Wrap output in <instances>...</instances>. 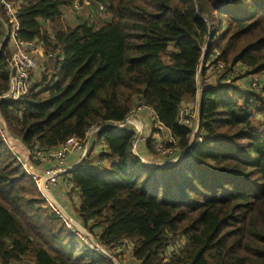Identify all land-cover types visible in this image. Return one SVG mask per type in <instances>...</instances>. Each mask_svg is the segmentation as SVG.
Returning <instances> with one entry per match:
<instances>
[{"label": "trees", "instance_id": "16d2710c", "mask_svg": "<svg viewBox=\"0 0 264 264\" xmlns=\"http://www.w3.org/2000/svg\"><path fill=\"white\" fill-rule=\"evenodd\" d=\"M95 1L16 0L18 35L39 43L43 68L26 94L0 101L8 131L30 149L55 147L143 101L180 157L149 166L133 129H100L105 164L91 153L66 172L74 220L121 263L131 264L119 248L127 240L136 264H264V85L235 82L264 71V0H103L99 24ZM74 3L88 16L71 25L62 14ZM7 31L0 8V93ZM197 88L190 140L178 115ZM24 261L113 264L48 206L0 136V262Z\"/></svg>", "mask_w": 264, "mask_h": 264}, {"label": "built area", "instance_id": "2783aa9c", "mask_svg": "<svg viewBox=\"0 0 264 264\" xmlns=\"http://www.w3.org/2000/svg\"><path fill=\"white\" fill-rule=\"evenodd\" d=\"M17 3L16 0H0V8L4 13L6 25L8 27L6 36L9 47L8 55L5 54L8 85L7 88L0 93V101H13L29 91L32 82V71L38 66V60H36L37 52L40 51L41 55L43 54L39 43L36 42L35 39L25 40L19 37L18 31L20 25L17 17ZM73 5L76 10L81 9L77 3ZM97 5H99L98 10L101 9L104 12L105 5L101 2L97 3ZM219 65L222 66L221 63ZM246 79L249 80L250 88L257 90L261 89L264 85V75L259 78L257 76L246 77ZM183 103L179 108L178 122L192 129L191 121L192 119L195 121L197 119V97L192 105ZM135 105L136 106L130 112L131 115H128L121 122L110 121L100 126H92L83 138L69 137L65 142L50 148L34 146L30 149L26 147L19 138L13 136L8 131L5 120L2 114H0L1 139L6 143L8 149L11 150L21 167H23L25 173L34 180L48 206L66 222L67 226L71 228L78 237L82 238L89 246L102 255L108 256L113 264H126L127 262H119L107 246L105 247L99 242L96 244L92 238L82 230V225L72 217L73 220L66 219L61 208L62 205L57 202L53 196L52 187L62 186L63 184L68 192L71 184L66 180V172L88 154L92 153L97 156L95 159L96 165H103L105 159H99L98 155L104 151L105 148L103 141L98 139L97 134L100 129L104 127L116 131H120L124 128L133 129L135 134L139 131L136 140L132 141L131 147L133 150H136V143L140 139H144L148 141L152 151L161 157V160H156L154 163H174L181 155L182 151L177 150L174 146L175 139L170 130L158 120L156 112L153 111L150 106L146 105L141 100L136 102ZM142 112H148L151 119V125L148 131L143 129L141 121L138 120V115ZM127 124H129V127H127ZM199 138L200 137H198V139ZM71 152L78 154V159L74 164L67 165L66 158L68 153ZM70 194L77 199V193L75 191L70 192Z\"/></svg>", "mask_w": 264, "mask_h": 264}, {"label": "rangeland", "instance_id": "374dc122", "mask_svg": "<svg viewBox=\"0 0 264 264\" xmlns=\"http://www.w3.org/2000/svg\"><path fill=\"white\" fill-rule=\"evenodd\" d=\"M103 3L104 4V2H103V0H99V1H95L94 2V5L96 4L97 5V3ZM93 5V6H94ZM97 6H99V5H97ZM81 9L79 10H76L75 8H74V6H65V8H63V19H66L67 20V23H70L71 25H73V24H75V22H77L78 20H79V16L80 15H82V16H80V17H85V16H88V10L86 9V7H84L83 5L80 7ZM94 9H95V12L94 13H92L91 14V16H90V21L91 22H93V23H95V24H99V22L101 21V19L103 18L102 16H104V12L100 9L99 10V12L96 10V8L94 7ZM212 57V56H211ZM36 60H38V66H37V68L36 69H34L33 71H32V76H31V78H32V80L31 81H35V80H37V79H39V76H40V74H41V69L43 68V63H42V61L43 60H41L40 59V57H38V56H36ZM237 67V66H236ZM206 73H208V80H210L212 83L213 82H215L217 79H218V76H219V73H218V69L217 68H215V66L212 64V65H210L209 66V68L207 69V71H206ZM264 75V71L262 72V73H258V74H253V75H250V76H247L248 78L249 77H251V76H257L258 78L260 77V76H263ZM249 80H247L246 78L245 79H238L237 81H235L236 83H238L241 87H249V82H248ZM257 90H259V89H257ZM187 104V105H192V104H194V102L192 101V102H190L189 100H186L183 104ZM136 105H134L133 107H132V109L135 107ZM131 109V110H132ZM147 114H148V112H147ZM129 115H131V113L129 114ZM149 115V114H148ZM149 118V117H148ZM150 119V118H149ZM195 123H196V121L194 120V119H192V121H191V127H192V133L194 132V130H195ZM150 124H151V119H150ZM129 124H127V127H129L128 126ZM192 133L190 134V139L192 140L193 138H194V136H195V133H196V131H195V133H194V135H193V137H192ZM147 147H148V150L150 151V152H152V154H153V156H152V159H146L147 161H149V162H152V163H154L156 160L158 161V160H161V157L160 156H158V155H156L155 154V152L154 151H152V148L149 146V143H148V141H147ZM105 164V161H104V163H103V165ZM86 230V229H85ZM87 231V230H86ZM88 232V231H87ZM179 237H177V239L176 240H174V242L172 243V247H174L175 248V246L176 245H178V244H180L181 243V240L182 239H178ZM125 258V257H124ZM23 264H29V262H25L24 261V263ZM126 264H128V263H126Z\"/></svg>", "mask_w": 264, "mask_h": 264}, {"label": "crops", "instance_id": "0c3cea01", "mask_svg": "<svg viewBox=\"0 0 264 264\" xmlns=\"http://www.w3.org/2000/svg\"><path fill=\"white\" fill-rule=\"evenodd\" d=\"M37 56L38 57H42L41 52L38 51L37 52ZM147 114V112H142L138 115V120L141 121L142 127L143 129H145L146 131H148V129L150 128V117ZM148 133V132H147ZM136 151L139 155H141L143 158L145 159H152V152H150L148 150L147 147V141L144 139H140L137 143H136ZM78 159V154L76 153H68L67 158H66V163L67 165H71L74 164L76 162V160ZM67 188H65L62 184V186H53L52 187V193L54 198L57 200V202H59L62 207L64 208V210L67 212V214L69 215V217H72L74 219V213H73V208H72V204L74 203H78L77 199H75V197H73L71 194H68V192L66 191ZM80 225H82L79 222ZM127 242V241H126ZM124 242V244H122L119 248L121 249V252L124 254L123 257H125L124 259H127L131 264H136L135 261L133 260L132 256L129 254V248H130V243L129 242Z\"/></svg>", "mask_w": 264, "mask_h": 264}, {"label": "water", "instance_id": "95a60500", "mask_svg": "<svg viewBox=\"0 0 264 264\" xmlns=\"http://www.w3.org/2000/svg\"><path fill=\"white\" fill-rule=\"evenodd\" d=\"M7 37V36H6ZM206 46V45H205ZM204 53H205V47L203 48V51H202V54H201V56H202V60H201V62H200V64H202V62H203V55H204ZM197 77H198V75H197ZM199 89L197 88V101L199 100ZM199 108V104H198V102H197V119H196V123H195V130H194V132H193V135H194V133H195V131H197L198 130V123H199V118H200V109H198ZM109 129V128H108ZM138 134H139V131H137L136 132V134H135V137H134V139H133V141L134 140H136V138L138 137ZM191 140V139H190ZM134 151V153L143 161V163H145V164H148L149 166H158V165H170V164H161V163H152V162H149V161H147L145 158H143L141 155H139L138 153H137V151L136 150H133ZM180 157V156H179ZM178 157V158H179ZM81 160H79L76 164H74L71 168H69V170H71V169H73L74 167H76V165L80 162ZM69 170H68V172H69ZM61 208H62V211H63V213H64V215H65V217H66V219H68V220H73L71 217H69V215L67 214V212L64 210V208L61 206ZM82 228V230H84L85 231V233L87 234V235H89V237H91L92 238V240L96 243V244H98V240L88 231H86L85 230V228L82 226L81 227Z\"/></svg>", "mask_w": 264, "mask_h": 264}]
</instances>
